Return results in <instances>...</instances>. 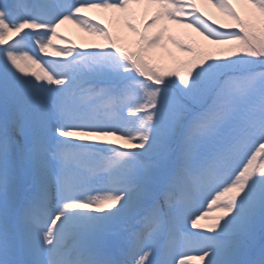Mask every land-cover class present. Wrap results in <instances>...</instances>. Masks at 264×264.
<instances>
[{"label": "snow or ice", "instance_id": "6c2138e0", "mask_svg": "<svg viewBox=\"0 0 264 264\" xmlns=\"http://www.w3.org/2000/svg\"><path fill=\"white\" fill-rule=\"evenodd\" d=\"M0 264H264V0H0Z\"/></svg>", "mask_w": 264, "mask_h": 264}, {"label": "rangeland", "instance_id": "374dc122", "mask_svg": "<svg viewBox=\"0 0 264 264\" xmlns=\"http://www.w3.org/2000/svg\"><path fill=\"white\" fill-rule=\"evenodd\" d=\"M236 7L238 8V11L240 10L241 14L243 15L244 14L243 6L236 5ZM201 8H202V11H205L206 12V15L211 16L213 19H215L217 21V25L220 24V23H228L227 19L225 17H223L219 12H217L214 8H211L210 6L209 7H205L203 5H201ZM154 11H155V9H149L148 10V15L152 14ZM91 12H94V13L97 12V13H99L98 10H93ZM112 17H113V14L110 13L109 18L112 19ZM121 23L118 24V25L115 24L116 25V28H115L116 32H119V30L121 29L120 32H123V34H121V36L130 37V36H125V34L126 35L127 34L130 35V34L127 32V30L123 27V24H121ZM152 31L153 30L150 29L149 32L151 33ZM85 33H84V31H81V29L75 28L74 29V33L72 35L65 36L67 40L72 41L71 44H65L61 40H56L55 43L57 44L58 47H65V46L66 47H73L74 46L76 48H79V46H81V47L84 48V46L87 45V43L84 40L85 39H90V40L96 41V44L98 43V45H105V46L107 45V41L104 40V38L102 36H99V35H94L96 37L87 36ZM100 38H102L104 41L101 42ZM200 41H202V39H200ZM213 47H215V46H213ZM221 47L227 48L228 46H221ZM50 51H51V49H50ZM158 52H159V53H157L158 55H156L157 58H158L157 62L160 63L165 68L172 67L173 66V61H172V59H170L168 57L167 54L164 53L165 51L164 50H159ZM179 53L181 55H183V56L185 55L184 53H181V52H179Z\"/></svg>", "mask_w": 264, "mask_h": 264}, {"label": "bare ground", "instance_id": "6f19581e", "mask_svg": "<svg viewBox=\"0 0 264 264\" xmlns=\"http://www.w3.org/2000/svg\"><path fill=\"white\" fill-rule=\"evenodd\" d=\"M111 139H114V138H111ZM203 223H207L206 221H204Z\"/></svg>", "mask_w": 264, "mask_h": 264}]
</instances>
